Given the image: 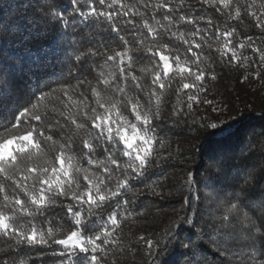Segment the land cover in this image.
<instances>
[{
  "label": "snow or ice",
  "instance_id": "snow-or-ice-1",
  "mask_svg": "<svg viewBox=\"0 0 264 264\" xmlns=\"http://www.w3.org/2000/svg\"><path fill=\"white\" fill-rule=\"evenodd\" d=\"M205 6L218 14L215 20L203 14ZM253 7L247 0L243 4L237 0H194L188 4L185 0H179L178 4L172 0L155 3L145 0L135 6L124 0H67V3L35 0L27 8L18 6L15 15L0 20V85H4L0 89V105L7 100L16 103L8 114L0 111V178L4 181L0 184V264H105L106 253L120 240L118 216L130 211V205L142 197L164 195L156 188L165 187L159 179L164 176L161 165L165 158L154 148L163 117L159 107H153V97L171 87L173 65L181 82L178 94L192 89L205 92L204 78L210 75L215 80V70L202 67L201 52L194 49H202L209 38L233 37L236 29L230 28L228 22L242 21L245 16L252 17L254 27L264 34V11L252 10ZM188 25L192 26L190 34L181 31L182 26ZM28 29L38 31L39 38L32 37ZM142 30L144 34L137 40ZM50 34L56 39L46 47L55 46L63 53L57 61L61 71L54 83L68 100L76 87L72 81L91 76L101 58L105 63L117 62L119 67V75L111 80L97 79L104 89H93L96 106L90 113H79L80 120L75 115L64 117V125L59 118L51 119L47 108L43 113L40 111L41 101L55 92L52 84L33 88L26 81L20 87L9 79L2 63L9 49L17 53L12 57L15 61L26 57L38 60L34 46L50 39ZM96 36L100 38L94 40ZM245 40L252 42L248 47L258 55V62L240 51L246 47L245 43L234 44L225 39L221 63L226 60L229 65H237L238 70L254 64L264 67V49L255 47L252 36H246ZM180 45L190 54L185 56V67L180 66ZM146 56L155 61L156 68L147 95L139 78L128 70ZM32 68L29 62V72ZM253 76L259 79L261 72H245L241 79L248 81ZM129 87L131 93L126 96ZM17 97L24 102L19 103ZM187 101L186 110L184 107L171 110L168 119L174 124L182 120L187 123V117L194 111L192 102L201 103L193 94L187 95ZM202 103L213 105V100L205 99ZM231 107L224 101L220 107L213 106L212 112L222 115ZM69 119L86 129L90 139L82 138L79 143L72 138L64 139ZM199 120L204 129L215 130L214 135L236 146L235 150L220 149L221 155L231 157L239 151V175L231 177L233 182L241 181L231 188L236 202L229 199L226 210L217 214L223 206L215 183L221 175L219 168L216 176L206 178L198 169L189 171L185 175L189 189L193 184L198 189L203 185L208 189L207 196L185 198L187 208L167 230L163 243L157 237L140 236L137 244L145 246L143 260L145 264H166L161 257L181 248L182 264H215V259L201 248V240L207 238L211 250L223 256L233 246L235 236L236 242L250 249L249 259L242 264H264V199L258 205L248 200L250 191L264 185V147L256 163L242 162L252 152L253 137L264 146V107L257 116L258 128L246 125L247 116L240 109L225 117L223 123L209 121L207 117ZM45 148H56L58 152L51 165L46 161L44 166L28 167L26 162L33 160V153ZM202 152L201 149L195 155ZM101 157L108 161L101 175L94 179L84 175L82 183L78 173L87 171L83 165L102 163ZM140 185L150 192L138 191ZM129 192L133 193L131 197ZM106 208L111 209L106 216L97 211ZM53 213H62L66 230L58 232L51 226L48 217ZM184 228L194 232L195 238L180 239V230Z\"/></svg>",
  "mask_w": 264,
  "mask_h": 264
},
{
  "label": "trees",
  "instance_id": "trees-1",
  "mask_svg": "<svg viewBox=\"0 0 264 264\" xmlns=\"http://www.w3.org/2000/svg\"><path fill=\"white\" fill-rule=\"evenodd\" d=\"M34 2L35 0H0V10H2L0 11V20H3L10 14L15 15L18 6L20 8H27L29 3ZM64 2L67 3V0H64ZM124 2L135 6L142 5L145 3V0H124ZM152 2L155 3L156 0H152ZM172 2L178 4L179 0H172ZM190 2H194V0H185L186 4ZM237 2L243 4L244 0H237ZM247 3L254 5L252 10L258 12L264 11V0H247ZM30 11L29 9V13ZM192 11H196V9ZM214 12V9H209L207 6L203 9V14L206 17H212L215 20L218 14L214 15ZM224 20H227V16L224 17ZM228 24L230 28L236 29L233 37L224 38L221 36L219 38H209L202 44V49H194L195 51L201 52L203 60L202 67L206 66V68L215 70V80L211 79L210 75H206L204 78L203 86L206 89L205 92H198L192 89L183 90L178 94L177 88L180 87L181 82L178 70L173 65L172 75L174 79L171 81V87L158 92L153 97V107H159L163 117L161 128L157 129L159 136L154 148L160 156L165 158L161 165L164 176L159 177L161 182L165 184V187L161 189L157 186L156 188L157 191L163 192L164 195L148 196L147 198L142 197L136 201L135 205H130V211L118 216L119 227L117 228V233L120 236V240L106 253L105 264H145L143 260V256L145 255L143 247L145 246L137 244L139 237L144 236L146 239L157 237L163 243L166 239L165 233L167 230L172 226L174 221L178 220L183 209L187 208V204L183 203L185 198L195 200L197 196L201 198L207 196L208 189L203 185H200L198 189L196 184L195 192L190 196L191 189L185 183V175L189 171L198 169L200 175L206 178L209 175L216 176V169L219 168L221 175L218 176L215 183L220 190V198L223 201V206L217 214L223 213L226 210L229 199H232V202H236L232 197L231 188L233 184L241 181L237 180L233 182L231 181V177L239 175L238 160H241L239 151H236L231 157L221 155L220 149L231 148L235 150L236 146L222 140L220 136L214 135L215 130L211 128L204 129L200 124L199 118L207 117L209 121L215 120L223 123L225 117H231L237 109L243 111V105L249 104L252 107V111L247 114L246 125L256 126L258 128L260 121L257 120V116L260 114V109L264 107V67H258L254 64L247 69L238 70L237 65H229L226 60L221 63V52L223 51L225 39H231L234 44L243 42L246 44V47L240 51L245 56L253 57L258 62V55L253 53L251 47H248V44L252 42L246 41L245 37L252 36L255 47L264 49V34L261 33L260 29L254 27L253 18L250 16H245L242 21H229ZM201 26L203 27V24ZM221 26H223L222 22ZM28 31L32 37L39 38L38 31L33 32L31 29H28ZM181 31L190 34L192 26H182ZM143 34L142 30L136 39L138 40ZM99 38V36L93 37L94 40H98ZM128 38L130 40L132 39L131 37ZM55 39V35L50 34V39L44 40L42 44L34 46V53L36 57H39L38 60L26 57L24 60L15 61L12 57L17 55V53L9 49L4 53L7 59L3 60L2 63L6 65V74L9 79L20 87H24L26 81L33 88L43 87L44 83L52 84L55 92L49 94L41 101L40 111L43 113L45 108H47L52 114L50 118H59L60 124L64 125V117H72L75 115L80 120L79 113L84 111L90 113L91 108L96 106V97L93 89L95 88L100 91L104 89L103 85L98 84L97 79L103 78L111 80L114 75H119V67L117 62L105 63L104 59L101 58L94 65V71L91 76H82L79 81H72L76 87L70 92L71 100H68L67 97L62 95V89L54 83L61 71V65L57 61L63 53L55 46L46 47V45L52 44V41ZM180 55V66L185 67V56H190V54L184 52L183 45H180ZM29 62L33 65L31 72L28 70ZM128 70L139 78L141 85L145 88V95H147L149 91L148 85L156 70L155 61L146 56L144 60L134 62ZM256 71L261 72L259 79L253 76L248 81H242V74L245 72L254 74ZM101 73H103L102 77ZM21 76H24L25 79L21 80ZM128 81L131 85L130 76ZM3 87L4 85H0V89H3ZM130 93L131 87H129L125 95L128 96ZM188 94L196 95L201 103L196 101L192 102L194 111L187 117V123L182 120L179 124H174L172 120L168 119V116L173 107H184L186 110ZM205 99L213 100V105L202 103ZM16 100L19 103L24 102L22 97H17ZM224 101H227L232 106L230 111H225L222 115L212 112L213 106L220 107ZM15 106V101L7 100L3 105H0V111L8 114ZM65 132L66 136L64 139L72 138L77 143L82 138L90 139L87 130L72 124L70 119L66 123ZM209 137L211 138L206 140ZM253 141L255 142L252 143V152L242 161L249 165L259 160V153L261 148L264 147L255 137H253ZM201 149L203 150L202 155L196 156L195 153L201 151ZM57 154L56 148L37 149L33 153V160L26 162V164L28 167L44 166L47 161L50 166ZM210 157L211 159H209ZM100 160L102 163L97 164L94 162L91 165H83V168L87 169V171L82 170L78 173V178L82 183L84 175H89L93 179L101 175L103 167L105 164H108V161L103 157ZM164 177H166V180ZM153 179L155 180L157 177H153ZM2 183L4 181L0 178V184ZM181 185H183L182 190ZM138 191L147 194L150 192V189L144 185H140ZM128 195L131 197L133 193L129 192ZM261 199H264V185L253 189L248 194V200L251 204L258 205ZM205 210L202 206L201 211L204 212ZM97 211H103L106 216L111 209L106 208ZM121 211L123 212V209ZM61 217L62 213L60 215L53 213L48 217L51 221V226L58 232L62 229L66 230L67 228L65 221ZM194 238L195 233L191 230L187 228L180 230V239L189 240ZM237 239L235 236L232 238L231 242L233 246L223 256L211 250L207 238L201 240V248L209 253L210 258L215 259V264H228L229 259L231 260V264H242L243 261L249 259L247 253L250 249L246 248L242 242H236ZM56 247L58 249L60 246ZM137 248L140 250L138 251ZM182 252L183 249L175 248L170 254L161 257V259L166 264H182V260L184 259ZM257 256H259L258 252Z\"/></svg>",
  "mask_w": 264,
  "mask_h": 264
},
{
  "label": "rangeland",
  "instance_id": "rangeland-1",
  "mask_svg": "<svg viewBox=\"0 0 264 264\" xmlns=\"http://www.w3.org/2000/svg\"><path fill=\"white\" fill-rule=\"evenodd\" d=\"M243 106H244L243 107V109H244L243 111L245 112L246 115L252 111V107H250L249 104H244ZM194 192H195V184L192 185L191 195L190 196H192L194 194ZM189 199H190V197H189Z\"/></svg>",
  "mask_w": 264,
  "mask_h": 264
},
{
  "label": "water",
  "instance_id": "water-1",
  "mask_svg": "<svg viewBox=\"0 0 264 264\" xmlns=\"http://www.w3.org/2000/svg\"><path fill=\"white\" fill-rule=\"evenodd\" d=\"M247 116V115H246ZM211 137L207 138L206 140H209Z\"/></svg>",
  "mask_w": 264,
  "mask_h": 264
}]
</instances>
